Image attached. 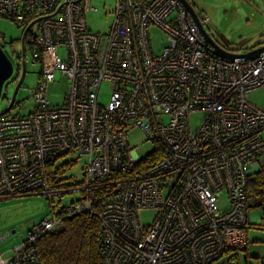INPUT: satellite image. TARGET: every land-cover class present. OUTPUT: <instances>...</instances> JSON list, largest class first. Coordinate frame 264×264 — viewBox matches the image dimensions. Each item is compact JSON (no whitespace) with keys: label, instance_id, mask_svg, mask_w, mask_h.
<instances>
[{"label":"built area","instance_id":"built-area-1","mask_svg":"<svg viewBox=\"0 0 264 264\" xmlns=\"http://www.w3.org/2000/svg\"><path fill=\"white\" fill-rule=\"evenodd\" d=\"M90 1L0 0V15L24 27L39 64L31 111L0 116V200L74 192L68 211L78 212L91 207L93 189L112 185L99 199L104 264H210L245 246L248 184L264 172V108L248 100L264 86V51L216 56L179 0H115L107 29L92 31ZM152 28L164 34L160 51ZM56 72L67 83L59 104L46 97ZM194 113L203 116L192 128ZM132 128L156 143L158 159L135 156ZM67 153L84 159L76 186L52 177ZM59 222L53 212L33 223L0 264H41L34 243Z\"/></svg>","mask_w":264,"mask_h":264},{"label":"rangeland","instance_id":"rangeland-1","mask_svg":"<svg viewBox=\"0 0 264 264\" xmlns=\"http://www.w3.org/2000/svg\"><path fill=\"white\" fill-rule=\"evenodd\" d=\"M196 12L207 17L204 28L207 33L226 50L233 53H244L254 47L264 45V0H188ZM93 10L85 13L87 27L92 31H105L112 20V9L115 0H91ZM24 27L8 16H0V44L13 64V72L5 82L0 97V111L8 105L7 98L11 96L18 74V55L21 51L20 40ZM36 30V24L31 31ZM154 50L160 51L165 44L164 34L158 29L151 30ZM60 54L64 55L63 49ZM26 72L17 90L15 103L8 111L9 114H26L33 108L35 100L33 91L37 83L39 64H32L29 48H25ZM67 89L65 77L55 73V81L47 86L46 97L53 104L61 103ZM5 95V96H4ZM4 96V97H3ZM108 99V85L103 83L99 100L105 103ZM249 102L264 108V86L251 91ZM203 114L190 115V125L196 127ZM129 144L135 156H142L156 148V143L146 138L138 128L129 132ZM73 162L57 173V178L63 184L76 185L82 180L84 159L77 153H67L59 157L55 165L62 166L65 162ZM264 171V170H263ZM263 189V188H261ZM250 191V190H249ZM247 201L246 228L247 243L236 250H228L210 264H264V192H249ZM77 198V193L71 192L52 199L40 194L22 195L0 200V234L9 232L10 235L0 241V255L10 256L12 250L21 245L27 237L29 227L41 219L49 217L51 210L58 211ZM225 198H222V202ZM144 222L149 220L150 211H141Z\"/></svg>","mask_w":264,"mask_h":264},{"label":"trees","instance_id":"trees-1","mask_svg":"<svg viewBox=\"0 0 264 264\" xmlns=\"http://www.w3.org/2000/svg\"><path fill=\"white\" fill-rule=\"evenodd\" d=\"M17 72L18 74L14 79H17L19 76V68ZM5 114L0 116H4ZM150 152H152L151 156H154L150 157V159L156 160L159 158L161 151L155 148ZM72 163L68 161L62 166H56L54 164L52 177L54 178L55 175L56 179H58L57 173L63 170L65 166L72 165ZM118 173L119 171L111 172L106 181L118 176ZM58 181L59 185H70L63 184L59 179ZM113 188L112 185H105L101 188L93 189L92 194L95 197H92V205L89 209L69 212L68 204L67 206H62L58 211L54 210V208L51 210V213L54 212L60 217V222L56 227L44 232L34 243L37 258L41 264H104L100 244L101 202L99 199L107 192H111ZM249 190L251 194L252 192H264V172L259 171L254 178H251L248 184Z\"/></svg>","mask_w":264,"mask_h":264},{"label":"water","instance_id":"water-1","mask_svg":"<svg viewBox=\"0 0 264 264\" xmlns=\"http://www.w3.org/2000/svg\"><path fill=\"white\" fill-rule=\"evenodd\" d=\"M179 1L184 6V8L187 9L191 13L194 22L198 26L199 31L203 36L202 45L204 47L208 48L216 56H219V57L227 59V60H233L234 58H237V57H243V58L247 59V58L253 57L254 55L264 51V45L259 46V47H254L251 50H248L247 52H244V53H233L232 51L226 50L223 46H221L217 41H215L207 33L206 29L203 27V25L199 21V18L197 16L192 4L188 0H179ZM21 68H22V70H21L20 76H19V78L16 82V85L13 89V92L9 98V103L5 109L0 111V115L7 113L12 108L17 90H18L20 83L22 82L23 77L25 75V61L22 62ZM12 72H13V64H12L10 58L8 57V55L5 53V51H3V49L0 46V97L2 94L3 86H4L5 82L12 75Z\"/></svg>","mask_w":264,"mask_h":264},{"label":"flooded vegetation","instance_id":"flooded-vegetation-1","mask_svg":"<svg viewBox=\"0 0 264 264\" xmlns=\"http://www.w3.org/2000/svg\"><path fill=\"white\" fill-rule=\"evenodd\" d=\"M23 38V39H22ZM28 36L27 35H25V36H21V40H20V47H21V51L22 52H24V54H25V48H26V42H28ZM0 46H1V44H0ZM1 48L3 49V47L1 46ZM4 51V50H3ZM22 55H23V53H22ZM23 59L21 60V63H20V73H21V70H22V68H21V64H22V62L24 61V59H25V56L23 55ZM25 72H26V64H25ZM20 73H19V76H20ZM21 84V83H20ZM9 98L10 97H8L7 98V100H8V103H9ZM14 103H15V99H14ZM14 103H13V105H14ZM13 105H12V107H13Z\"/></svg>","mask_w":264,"mask_h":264}]
</instances>
